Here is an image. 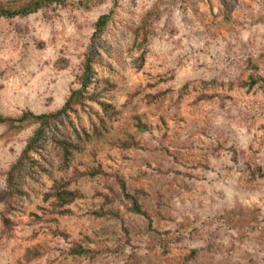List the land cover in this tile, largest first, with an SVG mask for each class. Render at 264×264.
Returning <instances> with one entry per match:
<instances>
[{
    "label": "rangeland",
    "instance_id": "374dc122",
    "mask_svg": "<svg viewBox=\"0 0 264 264\" xmlns=\"http://www.w3.org/2000/svg\"><path fill=\"white\" fill-rule=\"evenodd\" d=\"M36 3L0 18V116L80 95L29 149L0 123V264H264V0H0Z\"/></svg>",
    "mask_w": 264,
    "mask_h": 264
},
{
    "label": "trees",
    "instance_id": "16d2710c",
    "mask_svg": "<svg viewBox=\"0 0 264 264\" xmlns=\"http://www.w3.org/2000/svg\"><path fill=\"white\" fill-rule=\"evenodd\" d=\"M40 7H41V4L36 3L32 6L20 9L18 11H11L5 7L0 6V18H14V17H18V16H28L30 14L37 12ZM108 19H109L108 16H104L100 19V21L98 23L99 29H101L108 22ZM89 72H90V60H88V63H87L83 87H86L89 84V81H90ZM78 95H80L79 92L74 94L72 99L66 103L64 108L55 114L37 116V115L30 112V113L24 114L18 120L17 119L4 118V117L0 116V123L1 124H7V125H9V127L13 128V129H20L24 126L25 123L30 122V121L40 123V126H39L38 130L36 131L35 137L31 140V142L28 146V149H29L34 144H36L41 137H43L45 128L49 125V121L51 119H57L58 117L66 114L68 108L70 107L72 100ZM16 123H19V125L17 126ZM60 145H61L60 147L62 148V150L64 151V153L66 155H70V153H71L70 150L75 148L74 145H72V144L70 145L68 142H61ZM26 152H28V151H26ZM14 169L16 170L17 166H15ZM123 190H124V192L126 191V188L124 185H123ZM126 195H127V198L129 200H131L134 210L139 214H143V210H142L141 206L139 205L135 196H131L129 194H126ZM56 197L61 202L62 205H68V204L73 202L75 195H74V193L69 192V191H62V192H59Z\"/></svg>",
    "mask_w": 264,
    "mask_h": 264
}]
</instances>
